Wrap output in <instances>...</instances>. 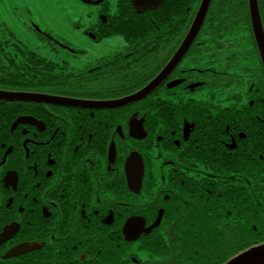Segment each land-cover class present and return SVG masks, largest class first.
Instances as JSON below:
<instances>
[{"label": "flooded vegetation", "instance_id": "obj_1", "mask_svg": "<svg viewBox=\"0 0 264 264\" xmlns=\"http://www.w3.org/2000/svg\"><path fill=\"white\" fill-rule=\"evenodd\" d=\"M103 11L89 32L95 43L111 38L103 34L115 12L109 5ZM52 42L73 57L84 53L56 37ZM181 46H159L158 69L169 59L154 79ZM189 51L155 90L164 96L167 89L172 104L168 116L158 108L154 122L147 120L143 107L104 105L134 94L118 85L113 92L105 91L113 88L109 63L115 53L83 69L73 68L96 71L89 77L93 94L85 97L9 88L1 83L0 72V94L47 95L84 104L33 105L27 97L0 98V264H153L145 238L162 225H175L183 202L203 199L208 179L223 172L226 151L234 158L246 138L242 132L234 136V127L228 129L226 141L222 134L208 139L206 121H223L219 115L226 106L220 104L224 92L210 90L205 83L222 70L212 69L215 61L208 56L215 53L206 52L205 60L196 63ZM160 118H168L167 127ZM132 154H137L138 167L141 161L144 166L137 191L129 184ZM191 186L194 195L186 193ZM161 212L158 227L129 239V221L145 220L149 228ZM167 212L171 222L165 219Z\"/></svg>", "mask_w": 264, "mask_h": 264}, {"label": "trees", "instance_id": "obj_2", "mask_svg": "<svg viewBox=\"0 0 264 264\" xmlns=\"http://www.w3.org/2000/svg\"><path fill=\"white\" fill-rule=\"evenodd\" d=\"M201 2L167 0L156 10L137 13L130 0H120L103 37L120 36L127 47L110 59L109 80L113 88L105 91L113 92L118 85L124 93L135 94L146 87L169 59V56L164 59L158 69L159 46L169 43L180 46L184 42ZM257 6L264 31V0H257ZM206 52L215 53L208 56L215 61L212 69L221 67L222 72L205 85L210 90L224 92L220 104L226 106L219 115L223 121L212 122L213 117L206 121L208 139L222 134L226 141L230 136L228 129L232 132L234 127V136L242 132L246 138L232 154L234 158H229L226 151L223 172L216 179H208L203 199L183 202L177 208L175 225H162L145 238L144 248L153 264H225L239 253L264 243V65L250 0H210L188 57L202 63ZM217 61L222 64L218 65ZM0 62L1 83L9 88L28 87L33 93L80 97L93 94L89 77L96 71H75L66 62L54 63L2 35ZM164 91L167 95L160 96L157 90L130 105L143 107L147 120L154 122L152 117L158 108L162 114L169 115L172 101L169 91ZM168 121L160 118L166 127ZM199 122L203 123L204 119ZM244 145L246 150L242 151ZM214 171L216 175V167ZM186 193L194 195L195 187L191 186ZM165 219L171 222L168 212Z\"/></svg>", "mask_w": 264, "mask_h": 264}, {"label": "rangeland", "instance_id": "obj_3", "mask_svg": "<svg viewBox=\"0 0 264 264\" xmlns=\"http://www.w3.org/2000/svg\"><path fill=\"white\" fill-rule=\"evenodd\" d=\"M119 1L109 0L112 12L116 13ZM102 8L85 4L82 0H61L55 5L45 0H0V35L49 61L66 62L72 69H83L100 58L123 51L125 46L120 36L95 43L90 35L98 9ZM34 28H40L42 34ZM55 37L84 53L76 57L68 55L52 42Z\"/></svg>", "mask_w": 264, "mask_h": 264}, {"label": "water", "instance_id": "obj_4", "mask_svg": "<svg viewBox=\"0 0 264 264\" xmlns=\"http://www.w3.org/2000/svg\"><path fill=\"white\" fill-rule=\"evenodd\" d=\"M103 1L104 0H99V1L82 0L83 3L89 4V5H99ZM164 1L165 0H131V3L138 13H144V12L156 9ZM209 2L210 0H203L200 10L198 12L197 18L194 22V25L192 26L190 33L188 34L186 40L184 41L183 46L180 48L177 55L173 58V60L169 63V65L163 70V72L154 81H152L146 88H144L140 92L130 97H127L125 99L118 100V101L107 102L104 105H108V106L128 105V104L144 99L145 97L149 96L153 91H155L161 85V83L165 80V78L169 75L171 70L180 63L181 59L184 57L186 52L189 50V48L195 41L204 23L205 16H206L208 6H209ZM250 8H251L252 17H253L254 24H255L257 39L259 42L260 54H261L262 62L264 65V31H263V27L261 23V18L259 15L257 0H250ZM3 97H8V98L27 97L36 102L59 104V105L82 104L80 103V101H74L70 99H59V98H53V97H48L44 95H35V94L24 95V94L1 93L0 98H3ZM136 158H137V154H132L128 160V165H127L129 184H130L131 189L135 191H137V184H138V187L141 186L142 177L144 173V166H143L142 161L140 163V167H138ZM161 219H162V212L160 213L155 223L149 228H146L145 220L144 221L141 219H138V220L135 219V221L131 220L127 224L128 231H126V228H125V232L129 236L130 240L135 238V234L136 235L138 234L139 236L142 232H144L145 234H149L154 228L159 226V224L161 223ZM134 230H136V232H134ZM137 230L139 231L137 232ZM225 264H264V243L251 247L241 252L240 254L228 260Z\"/></svg>", "mask_w": 264, "mask_h": 264}, {"label": "snow or ice", "instance_id": "obj_5", "mask_svg": "<svg viewBox=\"0 0 264 264\" xmlns=\"http://www.w3.org/2000/svg\"><path fill=\"white\" fill-rule=\"evenodd\" d=\"M45 2L50 3V4H52V5H55V4H57V3H60L61 0H45Z\"/></svg>", "mask_w": 264, "mask_h": 264}]
</instances>
